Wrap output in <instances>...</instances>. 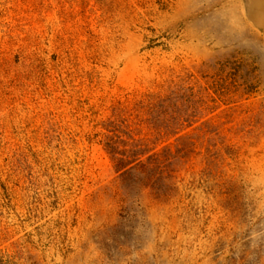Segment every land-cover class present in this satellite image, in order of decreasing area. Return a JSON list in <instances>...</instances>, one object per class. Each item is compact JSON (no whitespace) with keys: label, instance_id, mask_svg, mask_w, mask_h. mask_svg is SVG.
Segmentation results:
<instances>
[{"label":"rangeland","instance_id":"obj_1","mask_svg":"<svg viewBox=\"0 0 264 264\" xmlns=\"http://www.w3.org/2000/svg\"><path fill=\"white\" fill-rule=\"evenodd\" d=\"M0 264H264V0H0Z\"/></svg>","mask_w":264,"mask_h":264}]
</instances>
